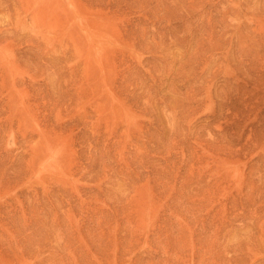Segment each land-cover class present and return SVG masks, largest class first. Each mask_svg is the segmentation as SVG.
Wrapping results in <instances>:
<instances>
[{"label": "rangeland", "instance_id": "1", "mask_svg": "<svg viewBox=\"0 0 264 264\" xmlns=\"http://www.w3.org/2000/svg\"><path fill=\"white\" fill-rule=\"evenodd\" d=\"M0 264H264V0H0Z\"/></svg>", "mask_w": 264, "mask_h": 264}]
</instances>
